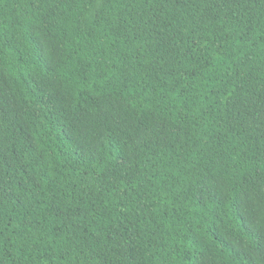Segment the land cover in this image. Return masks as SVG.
Instances as JSON below:
<instances>
[{
	"label": "trees",
	"instance_id": "1",
	"mask_svg": "<svg viewBox=\"0 0 264 264\" xmlns=\"http://www.w3.org/2000/svg\"><path fill=\"white\" fill-rule=\"evenodd\" d=\"M0 264H264V0H0Z\"/></svg>",
	"mask_w": 264,
	"mask_h": 264
}]
</instances>
